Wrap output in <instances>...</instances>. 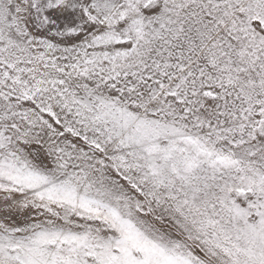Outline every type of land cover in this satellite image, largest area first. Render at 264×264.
Instances as JSON below:
<instances>
[{"label":"snow or ice","instance_id":"obj_1","mask_svg":"<svg viewBox=\"0 0 264 264\" xmlns=\"http://www.w3.org/2000/svg\"><path fill=\"white\" fill-rule=\"evenodd\" d=\"M0 264H264V0H0Z\"/></svg>","mask_w":264,"mask_h":264}]
</instances>
